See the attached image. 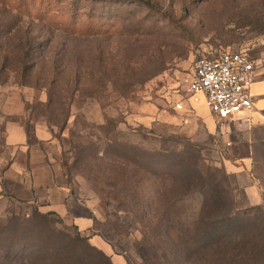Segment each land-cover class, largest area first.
Wrapping results in <instances>:
<instances>
[{
	"label": "rangeland",
	"instance_id": "obj_1",
	"mask_svg": "<svg viewBox=\"0 0 264 264\" xmlns=\"http://www.w3.org/2000/svg\"><path fill=\"white\" fill-rule=\"evenodd\" d=\"M5 25L13 29L0 32V154L8 118L53 128L52 152L130 264H205L190 246L202 243V233L198 242L194 234L207 214L244 221L240 229L216 224L228 233L233 257L235 245L252 241L254 223L264 232V210L245 199L221 128L209 132L190 93L202 55L247 50L264 57V0H0ZM27 39L39 49L29 58L19 46ZM32 61L28 77L22 68ZM130 154L143 157L146 172ZM158 159L176 168V182ZM163 196L173 198L174 222L161 236L136 213L165 208ZM32 211L0 198V224ZM50 223L81 234L60 219Z\"/></svg>",
	"mask_w": 264,
	"mask_h": 264
},
{
	"label": "crops",
	"instance_id": "obj_2",
	"mask_svg": "<svg viewBox=\"0 0 264 264\" xmlns=\"http://www.w3.org/2000/svg\"><path fill=\"white\" fill-rule=\"evenodd\" d=\"M255 59L256 80L250 89L254 107L250 112L219 122L203 100L194 104L209 132L221 128L232 160V173L238 178L248 204L264 210V57ZM46 127L49 126L33 120L30 130L22 121H6L4 152L0 154V198L51 213L89 237L92 245L111 257L113 264H130L127 256L99 229L95 203L78 194L68 181L52 152L55 130L49 127L48 136Z\"/></svg>",
	"mask_w": 264,
	"mask_h": 264
},
{
	"label": "trees",
	"instance_id": "obj_3",
	"mask_svg": "<svg viewBox=\"0 0 264 264\" xmlns=\"http://www.w3.org/2000/svg\"><path fill=\"white\" fill-rule=\"evenodd\" d=\"M12 29L11 25H5L0 28V32L5 30L8 34ZM19 46L26 48L23 54L28 58L32 56L33 52L39 51L34 42L30 41L28 47V39L22 41ZM3 57L7 61L10 60L6 52H3ZM20 58L21 56L18 59ZM34 67H36V61L23 66L22 69L23 72L28 69L29 77L35 71ZM50 100H52L51 96ZM72 100L71 98L69 105L73 104ZM70 115V110H68L62 121L63 129L68 123ZM31 121L33 120L28 119V123L26 122L27 128L30 130ZM133 154H130L129 158L134 163V168L137 171L144 169L146 172L148 168L142 163L143 157L135 158ZM174 162L180 163L179 160ZM157 163L161 168H170L165 176L176 182L177 176L173 172L176 168L171 167V165L170 167H165V160L158 159ZM158 176L164 177L161 174H158ZM68 181L70 182L69 179ZM165 199L163 196L165 208L151 209L152 211L150 212L141 213L139 209L136 213L142 216L144 220L142 224L146 223V226L155 235L162 236L163 233L166 234L169 231L166 229L170 226L169 223L174 222L172 218L170 221L172 211L169 206V204H172L173 198ZM141 201H144V199L138 198V206ZM236 215L229 212L222 217L210 214L202 217L200 219V227L195 230L194 234L197 241L199 233H202V243L199 245L195 243L190 246V248L194 247L193 254L198 255L199 259L203 260L205 264H264V242L262 239L264 238V232L262 230L260 233L258 228L260 223L258 222L253 225L255 231L251 236L252 241L248 242L250 244L249 247L248 243L237 244L234 247L237 250L236 257L240 261L236 260V257L231 256V254H227L228 250L231 249V245L228 244V233L218 232L216 224L222 223L223 227L233 226L235 229L245 227L244 221L238 219L239 217ZM51 218V213H41L38 209L33 208V211L27 214V218L18 217L16 219L14 215L9 223L0 224V264H113L111 257L103 250L92 245L89 237L82 234L67 235L59 232L51 225ZM175 242L178 246L184 245L181 235L177 236ZM190 248H187V250H190ZM239 253L245 255L244 258Z\"/></svg>",
	"mask_w": 264,
	"mask_h": 264
},
{
	"label": "built area",
	"instance_id": "obj_4",
	"mask_svg": "<svg viewBox=\"0 0 264 264\" xmlns=\"http://www.w3.org/2000/svg\"><path fill=\"white\" fill-rule=\"evenodd\" d=\"M256 69V59L247 50L202 55L195 61L190 82L192 100H203L219 122L250 112L254 107L250 89L256 80Z\"/></svg>",
	"mask_w": 264,
	"mask_h": 264
}]
</instances>
